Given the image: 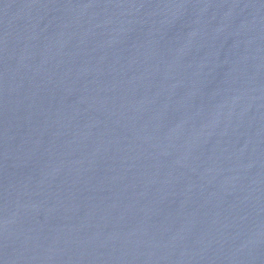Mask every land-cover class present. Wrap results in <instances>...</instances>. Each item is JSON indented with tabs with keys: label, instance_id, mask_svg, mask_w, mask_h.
Instances as JSON below:
<instances>
[{
	"label": "water",
	"instance_id": "95a60500",
	"mask_svg": "<svg viewBox=\"0 0 264 264\" xmlns=\"http://www.w3.org/2000/svg\"><path fill=\"white\" fill-rule=\"evenodd\" d=\"M0 264H264V0H0Z\"/></svg>",
	"mask_w": 264,
	"mask_h": 264
}]
</instances>
